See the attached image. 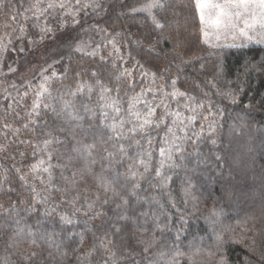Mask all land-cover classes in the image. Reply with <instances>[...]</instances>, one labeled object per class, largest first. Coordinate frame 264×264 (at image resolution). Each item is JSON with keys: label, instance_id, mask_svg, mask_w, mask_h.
Returning a JSON list of instances; mask_svg holds the SVG:
<instances>
[{"label": "trees", "instance_id": "trees-1", "mask_svg": "<svg viewBox=\"0 0 264 264\" xmlns=\"http://www.w3.org/2000/svg\"><path fill=\"white\" fill-rule=\"evenodd\" d=\"M97 2L99 9L80 10L75 24L59 8L37 20L30 0L0 3V264H165L177 248L185 253L180 264H218L221 255L227 264H264V71L244 74L245 64L261 66L264 45L203 43L192 0H162L153 9L160 27L147 13L131 11L145 0ZM45 27L52 31L42 33ZM44 77L50 79L41 100L51 107L33 111ZM97 81L124 109L127 96L163 85L155 100L153 93L143 97L160 104L157 119L166 110L191 115L186 103L204 105L186 136L177 130L181 151L163 169L169 177L163 185L155 167L171 120L151 131L153 168L133 191L123 175L131 161L107 168L100 137L109 133L83 109L95 105ZM78 84L92 86L91 100L87 88L69 95ZM173 88L186 96L165 97V109L161 97ZM68 99L83 119L61 111ZM49 132L59 139L48 149L51 160L42 150ZM94 139L98 151L91 157L72 151L77 141ZM41 159L42 167L53 165L51 176L32 169ZM100 174L118 195L99 187ZM102 238L111 240L107 249Z\"/></svg>", "mask_w": 264, "mask_h": 264}, {"label": "snow or ice", "instance_id": "snow-or-ice-1", "mask_svg": "<svg viewBox=\"0 0 264 264\" xmlns=\"http://www.w3.org/2000/svg\"><path fill=\"white\" fill-rule=\"evenodd\" d=\"M0 3H3V0H0ZM192 3L194 4L195 17H197L199 21V31L202 33L203 43L208 44L212 48H219L222 46L239 48L246 47L248 43L264 45V0H192ZM163 6L162 0H145V3L139 8H133L131 11L147 13L148 17L153 20L156 26L160 27L159 22L153 15V9ZM32 7L35 9L33 16L37 20H39L41 16H45L49 10L59 8L64 10L61 15L72 16V22L75 24L79 22L76 19V14L80 10L88 7L99 9L101 4L97 2V0H90V2H88V0H74V3L72 0H47V3H45V0H35ZM30 18L31 17H26V19ZM257 28L261 29V31L257 32ZM21 31H24L23 25H21ZM50 31H52L50 27L41 28L42 33L46 34ZM230 34L233 35V37L238 34L239 37L243 38L245 43L224 45L219 43L222 37H227ZM75 50L83 51V48L77 46ZM91 54L95 53L93 52ZM260 65L261 66L257 68L256 64H245L244 74L250 75L252 71H264V60L260 62ZM220 67L221 65H217V68ZM9 71H14V69L9 68ZM142 74L145 76L148 75L147 73ZM55 75V72H53V76ZM124 75L130 76L131 73H121V76ZM152 75L155 77V73ZM49 79V77H44V82L39 85V91L36 92V100L32 106L33 111L38 110L41 105L44 108L51 107L41 100V97L44 96L45 93H48L46 85ZM175 83L176 81L173 80L172 85L174 86ZM97 84L99 85L100 92L95 105L90 106L86 103L83 105V109L85 113L89 114L92 119L97 120L99 125L103 126L109 133L106 139L103 136L100 137V143L106 145L100 149L104 153V155L101 156V160L108 161L107 168H112L122 161L130 160L131 163L128 164L127 171L123 175L126 182H131V188L135 191V189L140 187L139 181L153 168V145L155 138L151 135V131L153 129H159L164 124L165 119L168 118L171 120V123L167 125L168 137L161 138V146L158 149L160 157L159 165L155 167V176L161 180L162 185L166 183L169 177L164 175L163 169H165L166 166H174L173 154L181 151V149L176 146V142L182 139V137L177 134V130L180 133H184L186 136L188 125L198 118L196 115L197 109L204 107V105L200 103L190 108L186 103L184 107L190 110L192 113L191 115L184 116L180 111L166 110L160 118L157 119L156 111L157 108L160 107V104L154 107L153 101L143 99V97L147 93H153V100H155L156 96L154 93L163 92V85L156 89L151 87L142 89L140 93L127 96V108L124 109L121 105V99L117 96H112L110 94L111 90L105 85L100 84L99 81H97ZM85 88H87L89 100H91L93 89L91 85L87 84H78L76 90L70 92L69 95L74 98L78 93H83ZM25 95H27V93H25ZM224 95L233 96L232 102H236L234 94L229 92ZM167 96H171L172 99H175L177 96H186V93L180 92L175 88H173L171 93H164L161 97V104H163L165 109L169 108V105L165 102V97ZM189 99L194 100L195 98L189 97ZM61 111H66L70 120L79 121L83 119V117L79 115L78 110H76L73 99L63 100ZM204 119H207V117H204ZM5 127H8V125H5ZM61 131H63V129H61ZM203 131L204 129L202 127L200 133H196V135L199 136ZM209 132L212 134L215 133L214 124L209 126ZM47 136L49 138L43 141L44 148L42 150L47 153L48 160H51L52 152L48 151V149L53 143H58L59 139L51 132L47 133ZM137 136L140 138L137 139ZM212 142L215 143V140ZM134 148H139V150L130 154L129 150ZM72 151L78 155L91 157L94 152L98 151L97 142L95 139L92 143H84L82 140L77 141ZM117 157H119V159H117ZM45 163L46 161L41 159L31 167L35 170L41 168ZM90 163L94 164L95 160H92ZM52 167L53 165L48 164L47 167H42V171L51 176L50 170ZM57 167H60V165H57ZM140 169H143V171H140ZM24 178L25 177H21V179ZM96 179L97 184L105 193L111 191L113 195H118L116 190L112 187L113 181H110L105 175L100 174ZM97 199H99V197H97ZM88 207L91 209L92 205L89 204ZM213 215L219 216L220 213L213 210ZM61 219L65 220L66 223H71V220H66L64 217ZM181 219H183V217H181ZM217 241L218 246L222 248L223 240L221 234H217ZM109 244H111V240L105 243L104 238H102L100 247L107 249ZM94 250L95 249H93V251ZM147 250L148 249L145 248V251ZM33 255L35 254L33 253ZM184 256L185 253L177 248L171 256L165 260V264H180V258ZM159 257L163 260L165 253L163 251L160 252ZM104 264H108L107 260H105ZM113 264H115V261H113ZM218 264H227V260L223 255H221Z\"/></svg>", "mask_w": 264, "mask_h": 264}, {"label": "rangeland", "instance_id": "rangeland-1", "mask_svg": "<svg viewBox=\"0 0 264 264\" xmlns=\"http://www.w3.org/2000/svg\"><path fill=\"white\" fill-rule=\"evenodd\" d=\"M30 1H31V5H33L35 3V0H30ZM31 8L33 9V12H34L35 9L32 6H31ZM260 31H261V29L257 28V32H260ZM219 43H221V44H233V43L243 44L245 42L243 41V38L239 37L238 34H236L235 37H233V35L230 34L227 37H222L221 40L219 41ZM247 45H261V44L248 43Z\"/></svg>", "mask_w": 264, "mask_h": 264}]
</instances>
